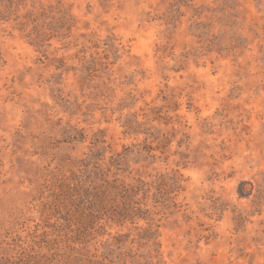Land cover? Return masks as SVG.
I'll return each mask as SVG.
<instances>
[{
    "label": "rangeland",
    "instance_id": "374dc122",
    "mask_svg": "<svg viewBox=\"0 0 264 264\" xmlns=\"http://www.w3.org/2000/svg\"><path fill=\"white\" fill-rule=\"evenodd\" d=\"M0 264H264V0H0Z\"/></svg>",
    "mask_w": 264,
    "mask_h": 264
}]
</instances>
